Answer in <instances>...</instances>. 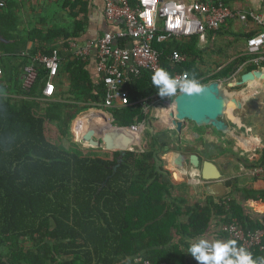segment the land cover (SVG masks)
I'll use <instances>...</instances> for the list:
<instances>
[{"label": "trees", "instance_id": "1", "mask_svg": "<svg viewBox=\"0 0 264 264\" xmlns=\"http://www.w3.org/2000/svg\"><path fill=\"white\" fill-rule=\"evenodd\" d=\"M19 1L4 0L0 7V264H137L138 259L152 264H198L188 249L200 239L211 241L214 228H219L226 241L228 235L221 228L234 221L246 232L264 231V217H253L234 195L243 192L245 200H256L264 190L241 188L237 179L226 184L233 189L230 194L189 205L182 195L186 185H175L162 164L166 153L177 150L172 131L163 133L166 138L170 135L164 142L148 131L143 152L125 155L82 148L74 142V120L87 110L100 109L105 99L101 76L88 61L76 58L69 46L88 26L86 3L63 0L68 25H49L46 17L33 18L25 25ZM130 1L135 5L136 0ZM243 1L225 0L230 7ZM261 30L264 27L241 38L248 40ZM225 34L222 29L208 34L212 53H224L216 40ZM156 49L162 53V69L172 78L204 77L199 85L228 80L247 60L239 56L219 72L218 63L206 69V49L195 37ZM174 50L189 61L174 64ZM54 51L60 57L58 92L45 104L40 99L49 73L34 58ZM30 64L37 75L32 87L26 88L25 68ZM153 75L143 72L125 85L131 106L108 111L113 125L152 127L154 109L146 112L138 102L158 95ZM88 117L75 126L82 141L80 133ZM256 167L264 168V150ZM253 206L264 210L262 204ZM247 251L253 259L264 254L259 247Z\"/></svg>", "mask_w": 264, "mask_h": 264}, {"label": "built area", "instance_id": "2", "mask_svg": "<svg viewBox=\"0 0 264 264\" xmlns=\"http://www.w3.org/2000/svg\"><path fill=\"white\" fill-rule=\"evenodd\" d=\"M104 2L107 20L122 24L121 30L108 32L96 43H88L84 48H78L74 44L69 46L75 57L83 60L93 50L97 52V71L105 86L102 109H97V112L105 114L110 119L111 115L107 111L131 106L124 87L132 78L141 76L143 72L155 73L162 69V53L156 49L157 45L184 42L194 37L201 45L207 41L210 32L221 30L231 20H239L245 25L252 24L258 29L264 27V11H235L226 5L225 0H136L135 5H132L130 0ZM4 5V0H0V7ZM122 41L125 42L123 46L119 45ZM247 53L253 57L252 62L264 70V30L248 39ZM34 61L40 62L48 70L49 79L40 101L50 103L58 92L56 80L60 68L59 54L57 51L52 55L39 54ZM171 61L174 64H181L188 62L189 57L174 50ZM25 73V87L30 88L37 75L34 65H28ZM2 77L3 69L0 66V79ZM175 79L184 81L186 77L177 75ZM204 79L203 77L195 81L201 83ZM219 82L222 83L221 80ZM181 92L177 88L176 93L170 97L161 98L155 95L138 103L146 112L153 108L155 114L152 118H156L159 109L162 106L172 107L174 98ZM127 128L139 136L147 130L145 123ZM221 231L228 235L229 240L240 243L246 250L259 247L264 253L263 231L246 232L236 222L222 226ZM137 264L152 263L138 259Z\"/></svg>", "mask_w": 264, "mask_h": 264}, {"label": "crops", "instance_id": "3", "mask_svg": "<svg viewBox=\"0 0 264 264\" xmlns=\"http://www.w3.org/2000/svg\"><path fill=\"white\" fill-rule=\"evenodd\" d=\"M84 1L86 3L85 9L87 13L86 15H87V20H88V26L86 27L85 32L80 35V38L77 41L76 40L70 41L69 43V45L74 44L78 48H84L88 43H96L106 33L115 32L117 30L119 31L121 30V27H122V24L120 23H114V22H110L107 20L105 16L104 0H84ZM19 5L20 7H22V10L20 12V19L22 23H24L25 25H28L31 22V19L33 18L39 19L40 17H46V19L49 22V25L63 26V25L69 24V18H68L67 12L64 10L63 0H36V2H31L29 0H22V1H19ZM33 8H35L36 12L33 10ZM230 8L235 11L263 12L264 11V0H244L242 3L236 4ZM237 22H240V24L238 25ZM38 25H41V24H38ZM233 26L237 28L238 34H234V35L229 34ZM257 29L258 27L252 24L245 25L239 20H233V21L231 20L228 22L226 26L222 28L223 32H225L226 34L223 36H218L216 40V44L217 46L220 47L221 37L224 39L228 37V35H232V36H229V39L234 36L233 38L235 39L232 38L233 39L232 41H234L237 39H242L241 37L247 34L250 35L252 33H255ZM208 41L209 39L207 38V41L205 43H208ZM199 46L203 47L202 45H200V43H199ZM30 47H31V44L29 45V48ZM246 48H247V42H246ZM22 56H24V53L22 54ZM239 56H245L247 57V60L240 67H238L237 71L229 78L230 80L238 79V77L241 78L242 75L249 73V72H255V71H262L264 75V70L252 62L253 57L248 55L247 51L244 54H240V55L238 54L237 56L231 57L230 60L226 59L225 61H221L220 63H218L221 65V67L217 71L219 72L228 63L232 62L233 60H236L237 57ZM84 61H88L93 69V72L96 74L98 73L97 71V65H98L97 52L95 50H93L91 54ZM251 66L253 67V69L248 71V69L251 68ZM256 80L249 83L248 86L250 87V84H253L254 82H256ZM259 82H260V86L258 85L259 87L256 89L257 92L255 94L249 92L248 90L247 91L241 90L244 92H241V93L233 92L232 94H229V95L237 99H242L245 103L248 102L249 99L253 100L255 98L256 100H258L259 99L258 95H260L259 94L260 91L264 93V78H260ZM65 90H67L66 87H65ZM251 100H249V103ZM253 107L260 109V111H261V108L262 109L264 108V106H261L260 100H258V102H255V105H253ZM100 109H102V106ZM91 112L92 113L89 116L90 118L92 117L93 112L95 113L97 112V109H91ZM100 113L101 112H98L94 115H100ZM103 115L105 116V114ZM255 117L256 118L253 120L248 118L251 122L250 124L251 128L249 127L246 129L247 130L246 134L237 133L236 128L243 127L242 125H239V124L238 125L240 127L236 125L232 135H229L227 137L226 136L218 137L216 135L212 136L210 134L205 135L203 133H200L199 131L196 132L195 130H194L195 133H193L192 131H189L190 128L184 131L183 134L186 135V140H188L189 142H192L193 143L192 146H194L190 149L191 151L189 152L191 154L195 153V154L200 155L203 162L208 160L214 163L218 168L217 170L222 175V171L219 168L220 165L218 164V161H219L227 169V172H229L228 174L229 176L224 177L222 175V178L217 181L205 183L202 180V171H203L202 168H200V170L194 169L191 165V162H189L188 158L186 160L187 165H185V168H182V167L181 169L177 168L175 166V161L178 157V154H177L179 153L178 149L180 150V148H178V145L176 144L177 150L170 151L174 155L173 156L174 157L173 158L174 160L173 170H176V169L182 170L183 173L181 175L188 177V180L190 179V181H194V183L185 181V183L178 184V185L175 184V185L177 186L186 185V187L188 186L190 187L192 185L194 186L196 183L200 187L207 186L209 191L215 195L223 192V190L227 191V193L230 194L231 190L233 191V189L228 188L226 184L228 181H234L235 179H237L239 181L238 185L241 188L246 187L247 189L254 190L256 192L263 191L264 190V168L256 167V164L261 158V152L264 150V115L263 113L260 112L259 114L255 115ZM107 119L108 121H111L113 125L114 123L113 116L111 115V119L109 117H107ZM133 134H136V133H133ZM136 135L138 136V140L141 137V143L144 146L145 137L142 140L144 133L140 136L138 134ZM198 135H201V137H198ZM169 136H167V138ZM167 138L166 136H163V139H161L160 137V141L164 142V140H167ZM229 147L231 148V150L228 149ZM173 160H172V163H173ZM179 170L177 171L181 172ZM241 177L246 179V182H240L239 179ZM186 192H187V189H186ZM228 194L221 195L220 197H224ZM234 195L239 198V200L247 208L248 210L247 212L250 213L253 217H256V218L264 217V210L258 211L256 207L253 206L254 204L264 205V194H260V193L257 194L256 200H253V199L245 200V195L243 192L239 194L234 193ZM189 205H193V204L189 203ZM234 222L238 223L237 221H234ZM211 233L209 236V238L211 239L210 242H215L217 240L227 242L225 238L221 237L219 228H214Z\"/></svg>", "mask_w": 264, "mask_h": 264}, {"label": "water", "instance_id": "4", "mask_svg": "<svg viewBox=\"0 0 264 264\" xmlns=\"http://www.w3.org/2000/svg\"><path fill=\"white\" fill-rule=\"evenodd\" d=\"M260 78H264L262 71L249 72L242 75L236 83L229 84V88L233 89L235 86L249 87V83ZM200 88L199 92L179 93L174 98L173 110H170L168 113V122L170 123H167L164 118L161 119L162 122L166 124L169 131L179 135L184 133L189 123L195 124L198 128H211L215 133H221L225 136L232 135L233 130L229 124H239L237 112L244 110L246 104L251 99L245 103L242 99L231 97L229 94L233 92L223 90L219 81H213ZM259 94L258 100H260L261 106H264V93L260 91ZM258 100L253 99L255 102H258ZM198 137H201V135H198ZM133 140L134 136L127 127L113 126L111 121H109V127L103 136L97 137L91 129L84 137V141L88 142L91 148H102L109 152H120L122 155L141 146V140L139 146H135ZM178 151L175 166L180 169L181 167L185 168L187 157L179 149ZM191 165L196 170L202 168V180L205 183L222 178V175L217 170V166L208 160L201 162V156L198 154H192Z\"/></svg>", "mask_w": 264, "mask_h": 264}, {"label": "rangeland", "instance_id": "5", "mask_svg": "<svg viewBox=\"0 0 264 264\" xmlns=\"http://www.w3.org/2000/svg\"><path fill=\"white\" fill-rule=\"evenodd\" d=\"M237 23H238V25L240 24V22H237ZM229 34H232V35L238 34L237 28L233 26L231 31L229 32ZM232 35H228V37H226L224 39L222 37L220 38L221 39V45L220 46L223 50H225L224 53H222V52H220L218 54L212 53L211 52V49H212L211 46L212 45L210 44L209 41H208V43H201V45L206 49V54L204 55L206 69L209 68V70H211L213 68L214 63H220L221 61H225L226 59L237 56L238 54L240 55V54L246 53V51H247L246 50L247 49L246 48L247 39L242 38V39H237V40L232 41L233 39H235V38H233L234 36L232 37L233 39L232 38L229 39V36H232ZM239 79H240V77H238V79H232V80L228 79V80L222 81V83L220 82L221 87L226 92L228 90H230L231 92H235V93H237L238 91L240 92L241 90L247 91L248 90L247 86H244V87H236L235 86L233 89L229 88V84L236 83V81H238ZM253 105H255V101L251 100L250 103L248 102L246 104V106H245L244 110H242V112L241 111L237 112V118L239 121V125L243 126L242 128H236L238 134H243V133L246 134V131H247L246 129L249 128L250 124H251V122L248 118L253 120L256 118L255 115L259 114L260 111L258 112L257 108L253 107ZM169 108L170 107L162 106L159 109V114L157 113L156 118L152 119V122H151L152 127L147 128V131L144 133L142 140L145 136H147L148 131H150L151 134H155L157 136H160L161 139H163V133L169 131V129L167 128L166 124H164L162 122V120H161L162 116L161 115H163L164 113L168 114V112L170 111ZM262 110L264 111V108ZM91 113H92L91 110H87V111L83 112L80 116H78L73 122V126H72V134L74 136L73 141L77 142L82 148H87V146H89V145H86L85 141L78 139V136L75 134V126L81 121V119H83L86 116H90ZM153 114H155V110H154ZM248 114H249V116H248ZM263 115H264V113H263ZM246 116H248V117H246ZM88 118L90 119V117H88ZM240 121H241V123H240ZM193 125L195 126V124H193ZM193 125L189 123L188 128L194 127ZM229 125L233 128V131H234L236 125H234L232 123H230ZM195 129H197L200 133H203L205 135H207V132L211 131V130L205 131V129H206L205 127H201V128L199 127L198 128L195 126ZM171 134L174 136L175 140H177V141H178V139H180V140L186 139V135L183 133L181 135H179V134L176 135L173 132H171ZM216 134L218 137H225V135H223L221 133H216ZM228 149L231 150L230 147ZM133 150L138 151V152H142L143 151V144L141 143L140 147L134 148ZM173 156H174L173 153L169 152V153H166L162 157V164L164 166V169L170 173L172 181H175V183L177 185L185 183V181L194 183V181H190V179L188 180V177L181 175L183 173L182 170H179V169L173 170V163H172V160L174 158ZM218 164L220 165L219 168L222 171V175L224 177L229 176L228 175L229 172H227V169L224 167V165L221 164L219 161H218ZM177 170H179L181 172H178ZM173 171L178 173L179 178H180L179 181L175 180ZM239 180H240V182H246V179H244L243 177H241ZM195 188H197V189H195ZM184 192H186V190ZM224 194H228L227 191L223 190V192L215 195L209 191L207 186H205V187L201 186L200 187V186H198V184L195 183L194 186L192 185L190 187L189 186L187 187V192L184 193L183 196H185L189 200L190 204H194L198 201L199 202H205L209 197H212L214 200H218V198Z\"/></svg>", "mask_w": 264, "mask_h": 264}, {"label": "clouds", "instance_id": "6", "mask_svg": "<svg viewBox=\"0 0 264 264\" xmlns=\"http://www.w3.org/2000/svg\"><path fill=\"white\" fill-rule=\"evenodd\" d=\"M152 82L161 98L174 95L177 88L186 93L201 90L195 80L178 81L163 69L154 73ZM188 252L198 264H264V257L253 259L252 254L244 247H238L234 240L210 242L200 239L190 245Z\"/></svg>", "mask_w": 264, "mask_h": 264}, {"label": "bare ground", "instance_id": "7", "mask_svg": "<svg viewBox=\"0 0 264 264\" xmlns=\"http://www.w3.org/2000/svg\"><path fill=\"white\" fill-rule=\"evenodd\" d=\"M258 85L260 86L259 79H257L256 82H254L253 84H250L248 91L255 94L257 92L256 89L259 87ZM241 92H244V91H241ZM241 92H239V93H241ZM170 108L173 110L172 107H170ZM161 116H162V118H164V120L167 121V123H170V122H168V114L167 113H164ZM107 117L108 116H106V115L104 116L103 114H100L97 117L90 119L84 125V128L81 131V136L84 138L85 135L88 133V131L91 129L95 132L97 137L103 136L104 132L107 131V129L109 127V121H108ZM130 133L134 136V140H133L134 145L139 146L141 138L138 140V136L136 135L138 133L133 134L134 132L132 133V131H130ZM173 164H174V160H173Z\"/></svg>", "mask_w": 264, "mask_h": 264}, {"label": "flooded vegetation", "instance_id": "8", "mask_svg": "<svg viewBox=\"0 0 264 264\" xmlns=\"http://www.w3.org/2000/svg\"><path fill=\"white\" fill-rule=\"evenodd\" d=\"M258 110V112L260 111V109H257ZM261 113H264V111L262 110V108H261V111H260ZM259 112V113H260ZM193 125V124H192ZM194 130L197 132L198 130L197 129H195L194 127H192V128H190V130L189 131H192L193 133H195L194 132ZM208 131V130H211V128H206L205 129V131ZM166 133H168L169 134V132H166ZM207 134H211L212 136H214V135H216L217 136V134L213 131V130H211V131H209ZM170 135H171V138H172V143L176 146V144L178 145V148H180V151H182L185 155H186V157L188 158V160H189V162H191V160H190V158H191V156H192V154H195V153H190L189 151H191L190 149L192 148V147H194V146H192V142H189L188 140H180V139H178V141L177 140H175V138H174V136L171 134V132H170ZM178 142V143H177ZM201 160H202V158H201ZM202 162H203V160H202ZM186 165H187V163H186Z\"/></svg>", "mask_w": 264, "mask_h": 264}]
</instances>
